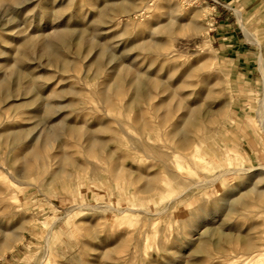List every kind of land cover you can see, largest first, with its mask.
<instances>
[{
    "label": "rangeland",
    "instance_id": "1",
    "mask_svg": "<svg viewBox=\"0 0 264 264\" xmlns=\"http://www.w3.org/2000/svg\"><path fill=\"white\" fill-rule=\"evenodd\" d=\"M56 1L68 3V0ZM147 1L75 0L65 14V25L71 29V40L83 37L85 44L99 40V47L93 53L105 48L102 59L106 63L113 54L120 62L117 73L123 79H130L125 74L130 70L157 81V66L160 65L154 54L157 49L143 50L145 45L157 40L179 56L165 67L166 74L177 68V76H180L200 62L205 63L211 80L220 79L221 72L228 73L227 83L216 88L221 93L211 113L216 116L218 105L232 99L229 114L217 125L213 140L203 145L198 154L175 158L173 165L179 166V176L159 181L157 192L149 179L136 184L127 173L114 181L110 171L118 164L128 171L143 173L147 178L156 174L162 177L163 163H169L167 156L171 153L164 148V130L157 128V94L140 108H127L130 87H125L121 99L108 96V100L117 106L109 108L99 93L109 82H118L119 76L111 74L109 66L102 68L105 71L102 76L93 77L91 82L86 80L84 86L74 80L85 72V45L81 48V53L85 54L80 59L76 56L75 44H70L64 51L60 42L57 43L55 38L52 40L55 51L75 64V68L66 69L65 74L61 63L49 64L43 56L41 49L48 40L46 36L53 34L60 23L59 18L54 17L51 26L45 28L42 20L52 10L45 14L48 0H30L21 6L0 0V25L7 30L0 28V82L14 90V97L2 98L0 94V125L4 122L0 134L23 129L31 131L36 126L37 129H52L44 107H38L51 103L61 106L59 113L53 115L60 127L63 124L78 126L91 136L108 142L111 136L100 134L98 127L103 125L119 131L118 122L129 136L141 140L147 148L156 149L161 160L156 163L136 154L130 148V140L122 134L116 136L119 138L117 143L107 145V152L115 153V160L109 161L106 150L85 154L80 139L61 133L64 146L76 154L77 163L84 168L82 171L70 170L74 177L65 182L51 181L53 170H50L42 184L36 172L21 177L20 166L12 164V159L25 145L9 156L6 146L0 143V227L4 231L22 221L30 223L23 243L0 259V264H40L51 229L56 238L49 247L48 264H229L230 249L236 247L241 234L251 231L261 238L255 241L257 247L264 249V235L261 236L264 227L253 229L262 224L261 219H247L241 213L223 214L237 198L227 196L235 185L245 183L242 192H249L251 197L264 191V181L250 173L264 167V130L256 122L263 100L262 51L258 44L247 39L235 13L242 14L250 34L264 38V0H171L183 8L185 22L192 18L193 9L205 10L200 23L206 28L200 34L177 31L178 35L173 38L158 29L167 23V11H157L159 0H151V7L146 10ZM112 9L127 11L117 13V21L110 24ZM101 12L108 17H103L98 26L108 23L95 33L92 22L100 19ZM221 19L222 23L219 22ZM221 32L225 34H219ZM214 50L217 51L216 59L211 54ZM32 80L37 86L33 94L38 106L23 111L15 109L32 99L31 95L25 96ZM73 90L78 94L62 93ZM136 119L147 124V128H134ZM231 170L246 173L226 175L210 188L182 195L183 191L208 178ZM147 185L151 188L145 194ZM136 191L144 193L139 195ZM76 206L97 209L77 210L69 216L68 212ZM109 206L119 212L131 209L134 213L103 212ZM197 216L203 221L196 224ZM213 230L229 236L228 241L221 239L219 242L221 249L230 251L225 256L216 252L213 246L209 248V255L197 252L196 244L200 243L202 235ZM186 236L190 237L184 239ZM217 239L216 234L213 240ZM236 249L239 258L231 264H264V251L250 257L255 250L238 246Z\"/></svg>",
    "mask_w": 264,
    "mask_h": 264
},
{
    "label": "bare ground",
    "instance_id": "2",
    "mask_svg": "<svg viewBox=\"0 0 264 264\" xmlns=\"http://www.w3.org/2000/svg\"><path fill=\"white\" fill-rule=\"evenodd\" d=\"M16 5H26V3L30 0H8ZM75 0H68V3L65 4L63 2H55V0H48L47 6L48 10H45V14H47L50 9L51 12L48 13L44 22L45 28L50 27L51 20L53 18H59L60 23L59 27L54 31L53 34L47 35V41L43 45L41 52L45 58L48 59L49 64L61 63L62 73H67L66 69L75 68V64L69 61L63 54H59L54 49V43L52 40L55 38L56 42H60L61 49L64 51L67 50V47L70 44H75L77 52L76 56L82 58L81 48L83 45L86 46L87 55L84 58L87 62L85 63V72L82 77L74 78L76 82H80L83 86L85 85L86 80L92 81L93 77L102 76L105 71H102V68L108 67L111 70V74L118 75L117 70L120 62H117L115 56L111 54L108 57L107 63L103 61V55L106 54L105 48L96 50L100 44V41L97 39L92 40L91 42L85 44L83 37H79L77 39H72V32L70 27L67 25V21L65 18L66 12L70 11L72 6L74 5ZM139 2V0H134V3ZM152 1L149 0L145 3L144 8L149 10L151 7ZM57 4V7H55ZM208 6V5H207ZM51 7V8H50ZM89 7H94L89 5ZM157 11L163 12L167 11V23L164 26L159 27V30H164L167 32V36L174 37L177 36V31H188L194 34L202 33L206 28L201 25V18L205 17V10L201 9H193L192 18L185 22L184 21V12L183 8L180 5H174L171 0H159V4L156 6ZM78 11V10H77ZM127 10H118L112 9L110 14V24L117 21L115 17H117V13H126ZM141 13V10L140 12ZM237 15V19L240 25L241 30L246 35L247 39L254 43L258 44L261 48L262 54L260 57V69L263 76V100L260 102V109L257 112V124L264 130V38H257L256 36L249 33L244 24L243 16L239 11H235ZM100 19L97 21L93 20L92 25L95 33H99L102 29L100 28L102 25H106L108 22L102 23V25L98 26V23H101L104 18L108 17L106 13L101 12L99 15ZM64 23V24H63ZM64 30H61V28ZM0 28L3 31H7L2 25ZM157 29V30H158ZM148 49H157L154 53L157 56V63H160L157 66V81L150 78L146 74H142L139 71L132 72L130 70H126V76L130 77V79H123L119 75V79L117 83L109 82L107 87L103 89L100 93L102 96V100L104 104H107L109 108H117L113 102L111 103L108 100V96L111 95L116 99H121L124 96L125 87H130L128 90L130 95V100L126 105L127 108H140L142 103H147L152 100L153 96L157 94V128L164 130L163 139L165 141V147L170 151V155L167 156L169 159V163H163L165 165V171L161 176L153 175L152 177H145L143 173L128 171L123 166H118L115 164V167H111V174L113 176L114 181H118L121 179L123 174H130L132 178H134L135 183L139 184L143 180L149 179L148 181L152 184H155L154 191L157 192L159 181L165 178H177L179 176V166L174 167L175 158H187L193 154H198L201 147L211 140L215 135L217 130V125L221 123L223 119L227 117L229 114L230 106L232 103V99L229 101L223 102L218 105V113L216 116L212 115V110L214 105L217 104V98H219V92L216 91L217 86H221L223 83L226 84L228 81V73L221 72L220 79L211 80L207 75V68H205V63H198L197 65L192 66L185 73L180 76L178 75L179 70L177 68L169 70L166 74L164 73V69L167 66L173 64L176 60L179 59L178 53L176 51H168L167 46L160 41H153L150 44L144 46L143 50ZM81 53V56H80ZM214 56V59L217 57V51H212L211 53ZM93 55V56H92ZM92 73V76L88 78V76ZM210 74V73H209ZM37 86L34 84V80L32 83H29V87L26 89L25 96H32L28 101L24 102L23 105L15 107L17 110H29V108H35L38 104L37 98H35L33 94L34 88ZM90 91V90H89ZM13 89H8L6 83L0 82V94L2 98H10L13 96ZM62 93H67L69 95H77L78 93L73 91H62ZM55 95H60L59 93H54ZM52 95L53 97L55 95ZM38 106V105H37ZM38 107H44V112L46 113L47 121L52 123V129L43 130L37 129V126L31 130H19L17 133H2L0 134V143L4 144L5 150L9 156H11L12 152L16 148H20L21 145H25V148L12 159V164L14 166H20L19 174L21 177L27 176L29 173L36 172L38 176L41 178V183H45V174L51 172V181H61L65 182L67 180H72L74 177V173L70 170H78L82 171L83 166L77 163L76 154L71 152L70 148L64 146L63 139L61 133L64 136H69L70 138H75L77 140H81L83 142V147L85 148V154L105 151L107 152V145L109 143H117L119 136L122 134L128 140H130V148L136 154L142 155L144 158L148 160H152L153 162H161L159 159V155H156V149L147 148L145 144L132 136H129L124 130L123 126L117 122L119 131L108 129L103 125H100L98 131L100 134L110 135L111 139L108 142L100 140L96 136H91L88 132H85L83 128L78 126H66L65 124L60 127L54 118V113H59L61 106H57L55 104L48 103L44 106L39 105ZM71 109H74V106H69ZM68 107V108H69ZM67 108V109H68ZM66 109V108H64ZM141 119V118H140ZM49 123V122H47ZM55 123V124H54ZM4 125V122L0 125L1 127ZM133 127L137 130L147 128V124L142 123L141 120H134ZM47 128V127H46ZM159 150V149H157ZM107 159L109 161H114L115 153L107 152ZM172 161V162H171ZM90 164V163H89ZM12 165V166H13ZM246 171L244 170H231L226 171L218 176L210 177L207 181L203 183L197 184L193 188L187 189L182 192V195H186L189 193H193L197 190H204L216 185L224 176L229 174H244ZM250 173H255V178H258L260 181H264V167H259L257 169H253ZM136 176V177H134ZM245 183H240L235 185L232 189L229 190V197H235L234 203L231 204L230 208L226 209L223 214H232V213H241L242 217L247 219L259 218L262 221V224H257L253 229L257 227H264V191L257 192L254 197H251L249 192L246 194L243 193V189L245 188ZM151 186L147 185L145 187V194L149 193V189ZM143 194L142 191H136V194ZM226 203V202H225ZM97 208L89 207V206H76L73 207L68 215L70 216L73 212L77 210H95ZM103 212L105 213H134V210L126 209L124 211H117L114 207H105ZM203 221V218L197 216L196 224ZM215 221V218H213ZM29 222L22 221L16 227L8 228L6 230H2L0 227V259L4 258L8 254L13 253L24 241L26 234L29 232ZM194 232L197 231V228L194 226ZM217 230H213L211 232L204 233L200 238V243H197V252L200 254L209 255V248L211 246L214 247L216 252H222V255L225 253H229L232 251V255L229 257V264L235 262L238 257L237 246L240 249L245 250H255L252 254H260L264 249L262 247H257V240H261V238L256 235L254 232H250L249 234H241L238 238V244L235 248L224 251V249L220 248V240L223 239L228 241L229 236L221 232H216ZM218 236L219 240H213V238ZM264 235L261 234V236ZM190 236L184 237V239ZM55 235L53 230L48 231L47 235V243H46V251L40 262V264H48V253L49 247L53 240L55 239ZM236 254V256L234 255ZM225 256V255H224Z\"/></svg>",
    "mask_w": 264,
    "mask_h": 264
},
{
    "label": "crops",
    "instance_id": "3",
    "mask_svg": "<svg viewBox=\"0 0 264 264\" xmlns=\"http://www.w3.org/2000/svg\"><path fill=\"white\" fill-rule=\"evenodd\" d=\"M223 15H225V14H223ZM221 21H222V19H221V20H219V22H221ZM221 23H222V22H221ZM221 23H220V24H221ZM219 34H225V33H222V32H221V33H219Z\"/></svg>",
    "mask_w": 264,
    "mask_h": 264
}]
</instances>
